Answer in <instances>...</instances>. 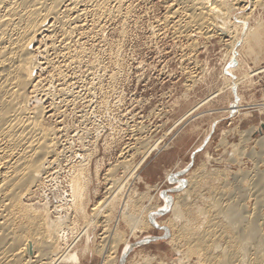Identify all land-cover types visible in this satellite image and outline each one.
Returning <instances> with one entry per match:
<instances>
[{
	"label": "rangeland",
	"instance_id": "obj_1",
	"mask_svg": "<svg viewBox=\"0 0 264 264\" xmlns=\"http://www.w3.org/2000/svg\"><path fill=\"white\" fill-rule=\"evenodd\" d=\"M218 1H226L227 9L232 1L239 7L237 12L231 6L233 18L224 27L218 26L223 20H216L215 27L178 30L185 15L180 9L197 0L185 5L174 0H112L103 17L86 13L92 11L91 4L83 6L87 11L82 22L71 13L69 25L75 30L68 40L62 31L51 40L45 35L36 40L31 51L41 67L28 89V105L44 109L41 121L50 129L56 151L22 204L32 208L25 216L50 213L49 222L61 225L56 253L66 257H45L42 264H103L105 246H110L107 255L116 264L125 253L122 264H203L204 251L192 254L179 234L185 225L208 231L209 225L195 222V216L207 212L208 220L215 199L220 207L235 204L241 217L263 222L264 198L254 191L259 182L264 185V0ZM243 18L248 20L246 29L253 28L257 36L254 44L240 40L235 45ZM235 20L241 21L239 27ZM57 46H64L61 53ZM58 71L63 72L61 78ZM75 167L86 173L85 216L72 208L70 177ZM4 174L0 163L2 186ZM114 190L119 198L110 195ZM177 203L185 213L180 221L171 210ZM141 209L144 218L146 212H156L158 224L135 232L124 213L139 215ZM103 213L111 214L109 219L102 218ZM27 222L28 216L22 219L23 225ZM117 232L120 245L112 243L120 236ZM220 235L224 248L227 237ZM138 241L142 244L130 249Z\"/></svg>",
	"mask_w": 264,
	"mask_h": 264
},
{
	"label": "bare ground",
	"instance_id": "obj_2",
	"mask_svg": "<svg viewBox=\"0 0 264 264\" xmlns=\"http://www.w3.org/2000/svg\"><path fill=\"white\" fill-rule=\"evenodd\" d=\"M174 1L176 3H179V5L180 3L181 4L183 3L185 5L190 0H174ZM197 1L199 2L198 4H193V6L189 8H185V9L182 8L184 12L182 9H180L181 11L179 10L181 14L185 13L184 18H186L187 20L185 21V19L182 18L181 16L182 23L180 22L181 23V25L179 26L180 29H178L181 32L184 31V30L182 31V29H186L188 26H192V25L198 26L201 29L205 28L204 26L209 27V25H214L215 27V25H217V23L215 22L216 20H221V21L223 20L221 23L218 22V26L219 25L220 26L222 25L223 27L227 26L231 22L230 20H232L233 18L231 12L233 10L235 11L237 10L238 12V8H239V7L235 8V4H233V2L235 3L236 1H232V0H230L232 1L230 2L231 3L230 9H227V6L225 8L224 4L227 5L226 1L225 2L224 1L220 2L218 0H197ZM110 2H112V0H0V163L4 166V169H5L4 184L3 186L2 184L0 185V264H42L44 260L43 258L46 257V259L49 260V258L50 259L52 258V255L58 256V254L56 253L57 251L56 249H58L59 245H56V243L58 244L57 241L60 238L58 234L61 231V225L54 224V222L53 223L49 222L48 216L50 213L47 216L45 212L41 213L39 211L40 213L38 214H36L37 213L36 212L35 214L31 216L30 214L27 213L28 215L25 216L24 213L25 214L26 212L30 213L32 208H29L28 206L26 207L25 205L22 204L23 202L22 198L28 194L30 195L31 189L34 186H36L37 183L39 182L40 176H42L41 174L47 171V168H46V162H48L47 160L52 159V157L55 156V151H56L55 150L56 143L54 142V139H52L53 135L50 129L45 127V124L43 125V122L41 121L42 116L44 115L42 110L44 109L39 107L36 110H31L29 108L30 105H28L29 99L31 98V97L28 98V91H29L28 89L31 87L32 83L35 82L34 73L37 71V69L40 66L37 63L36 58L34 56L35 54L32 53L33 50L31 51V48L33 47V45L36 43V40L40 36L45 35L44 37L47 36L51 40L53 39V37L56 36L55 34L59 31H62L64 38L66 39L68 37L67 38L68 40L70 38V35L72 34V30L74 29V28L71 29V26L69 25L70 20H72L69 17L71 13L72 14L76 13L78 15V20L80 21L82 19V15H84V13L87 11L86 9L84 10L85 12L82 11L83 6L87 7V5L91 4L92 11H87L86 13L95 14L96 16L100 14L102 15L103 12H107V10L105 9L107 8V5ZM231 6L234 7L235 9L233 8V10H231ZM64 7L66 9L65 11L63 10L62 12L61 10ZM177 13H179L178 10L172 16L174 17ZM95 15L94 17H96ZM71 17H73V15ZM101 17H103V15ZM182 19L183 21L187 22V24L184 23ZM76 20H77V17H76ZM235 21H236L237 27H239V25L241 24V28H242L241 33L238 37V40L235 42V45L240 40H242L243 45H245L244 43L246 41L254 44L256 42L257 36L256 34L253 35V33H251L253 31V28H252V31H250V28L246 29L247 28L246 25H248V22H247L248 20L247 21L244 20L243 22L239 20H235ZM79 28L82 29L83 27H79ZM64 38L61 40H64ZM71 44L73 45L72 42L69 45ZM64 46H59V47L57 46L58 47L57 50L61 53ZM67 46L64 49L67 52V53L65 52L66 54H68L69 51L71 52V50H69V47L67 49ZM70 48L72 49V47ZM53 49L56 54L57 51L54 46V43H53ZM62 54H64V51ZM44 58L45 57H43V59ZM56 58L58 59V57ZM71 59L73 60L75 58H71ZM50 61H51V58H50ZM50 61H49V64H50ZM60 72L58 71V73L57 74L55 73V74L61 78L63 76L62 75L63 72L62 73ZM51 76H52V73H51ZM230 79H232L231 75H230ZM46 82H47V79H46ZM35 88H38V86ZM40 89L42 88L40 87ZM42 92H44V90ZM43 95H45V93ZM49 164H51V162H49ZM124 164L127 165L126 163H123V165ZM82 168L80 170L79 169L77 170L76 168L75 170L76 172H72L74 173V176L72 175L73 177L72 178L70 177V179H72L70 194H71V198L73 199L72 208H74V210L78 214L85 216L84 207H85V201H87L85 197H88L86 195V190H85V184H86L85 180H87V178L85 179L84 174L86 173H84L85 170ZM178 176L180 175H177V177ZM168 178L169 176L167 177V179ZM263 184H264V181L262 182V185ZM256 188L257 190L254 192H256V195L258 196V198H264V185L261 186V183L259 182ZM118 189L116 190L118 191ZM259 189H261L260 192H259ZM117 191H116V194H118ZM114 194H115V190L110 195H114ZM106 197L108 198V195ZM111 197H114V196H111ZM116 197L119 198V196L117 195ZM262 200L263 199H261L260 201ZM112 201L114 202V200ZM116 201H118V199H116ZM168 201L169 200H167L166 202L169 204ZM113 202H112V205H113ZM172 203H173V200H172ZM136 205L138 206L137 203ZM234 205L231 204L228 208H223V207H220L219 202H216V199L213 200L212 205H211L213 212L211 214V217L208 218V220L206 219L208 215L207 212H203V211L200 213L197 212V215L195 216V222L196 221L198 222V220H200L202 224L206 223L207 225H209L208 227L209 230L206 231L205 233H200V231L196 232V228H195L196 226H193L192 224H191L192 226L190 225L191 227H186L185 225V228L181 229L180 234H179V240H184L186 241L187 244L190 245V247L192 248L191 249L192 254L197 255L200 252V249L204 251V255H203L204 260L201 259L203 260V264H264V220L263 222L261 221L262 223H257V220L255 219L256 217L250 216L247 218L246 217L243 218L240 216L241 214H239V212L237 211V208H235ZM127 206L128 205H126V207ZM260 206H261L260 208H262V205ZM171 207H173L171 210H173L174 212V218L176 217L177 220L178 219L182 220V218L185 216L184 211L181 210L182 207L178 203ZM167 209H170V208H167ZM35 211L36 210H34L33 212ZM131 213L130 214L124 213L125 216L123 218H125L126 223H128L130 227H133L132 229L135 232L137 229L139 230L142 229L143 231V229L149 228V225L156 226V224H158V223H155L158 214L156 215L155 214L156 212H154L153 210H151L149 214L148 212H146L148 215L146 218L148 220L144 218L143 210L141 214H139L140 212L137 213L139 215H136L134 213L131 214ZM159 214L162 215V211ZM23 215L25 217L28 216V222L25 223L26 225L22 224V219L25 218V217L23 218ZM110 215L111 214L106 216V214L104 215L103 213L101 214V217L106 218L107 220L109 219ZM97 216L99 217V215ZM216 218L217 219L219 218L218 219L219 222H214ZM125 220L123 219L124 222ZM117 233H120V232H117ZM220 234H224L227 237L226 238L227 245L224 248L221 247L222 239L220 237L221 236ZM118 236H117V239L114 237L115 241L111 239L113 240V242L112 241L111 242L119 243V241H121V238H122L121 233H120L121 237L119 236L120 237L119 238ZM105 240H107V238ZM120 244L121 243H119V245ZM106 245H108V241ZM24 246H26V250H22ZM112 248H114V246ZM128 248H130L129 243L127 244L125 251H127ZM109 249H110V246L108 247L105 246V250L102 249L103 254L105 256L104 258L105 260L103 264H116L117 261L113 262L111 259V256H110L111 252H109L110 251ZM116 249L117 248H115V251ZM36 252H40L41 257H33V255ZM101 252H100V255H101ZM108 253L110 255H107ZM102 255L101 257H103ZM58 257L60 260H65L66 258L65 256L61 257V254ZM72 258L73 256L69 257V260H71Z\"/></svg>",
	"mask_w": 264,
	"mask_h": 264
},
{
	"label": "water",
	"instance_id": "obj_3",
	"mask_svg": "<svg viewBox=\"0 0 264 264\" xmlns=\"http://www.w3.org/2000/svg\"><path fill=\"white\" fill-rule=\"evenodd\" d=\"M152 240H155V238H152ZM152 240H145V241H142V243H143V244H146V243H148L149 241H152ZM142 243H136V244L133 245L130 249H132V248H137V246H138V245H141ZM125 257H126V253L124 254V256H123V258H122V262H121V264L125 262V260H126Z\"/></svg>",
	"mask_w": 264,
	"mask_h": 264
}]
</instances>
